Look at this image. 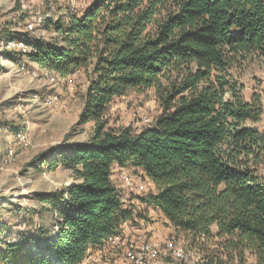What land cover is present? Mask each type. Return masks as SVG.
Returning <instances> with one entry per match:
<instances>
[{
    "label": "trees",
    "instance_id": "obj_1",
    "mask_svg": "<svg viewBox=\"0 0 264 264\" xmlns=\"http://www.w3.org/2000/svg\"><path fill=\"white\" fill-rule=\"evenodd\" d=\"M46 17L51 43L30 33L7 38L34 45L30 58L63 78L92 68L85 120L94 131L48 160L74 181L42 194L57 214L53 238L34 236L0 252L6 264H80L92 247L136 217L115 180L116 166L142 168L155 191L141 200L193 240L220 238L223 251L203 264H264L263 103L247 100L230 69L237 57H264V0H95L82 13ZM154 88L161 107L140 131L111 127L113 100ZM221 254L227 259H221Z\"/></svg>",
    "mask_w": 264,
    "mask_h": 264
},
{
    "label": "rangeland",
    "instance_id": "obj_2",
    "mask_svg": "<svg viewBox=\"0 0 264 264\" xmlns=\"http://www.w3.org/2000/svg\"><path fill=\"white\" fill-rule=\"evenodd\" d=\"M94 2L0 0V252L31 236L38 240L55 236L58 216L43 209L40 197L69 185L74 178L72 171L61 165L50 169L48 160L75 143L87 142L94 131V122L85 120L92 68L80 69L63 78L33 61L30 53L23 56L17 49L6 47L7 35L30 33L33 39L51 43L58 35L54 28L37 24V29L30 32L28 25L41 23L50 16L64 19L68 8L80 14ZM230 71L244 84L247 100L259 98L263 103L261 119L256 125L264 131V57L257 53L237 57ZM161 111L154 88L129 90L113 100L106 119L111 127L131 126L140 131L153 125ZM143 117L148 120L143 121ZM19 131L26 135L28 144L16 140ZM256 169L264 179V161ZM126 175L131 176L136 185L143 184L144 192L132 191ZM114 180L125 205L132 207L152 229L138 235L123 250L114 251L117 244L91 252V259L85 264H130L126 259L127 250L146 241L159 249L153 264H203L210 259L207 255H219L223 251L220 238L193 240L186 237L165 222L160 212L142 204L141 198L155 187L141 168L116 166ZM169 241L188 254V258L169 251ZM220 257L227 259L224 254ZM215 262L219 264L217 259ZM255 262V256L246 252V264ZM0 264L6 263L0 258ZM228 264H237V260L229 259Z\"/></svg>",
    "mask_w": 264,
    "mask_h": 264
},
{
    "label": "built area",
    "instance_id": "obj_3",
    "mask_svg": "<svg viewBox=\"0 0 264 264\" xmlns=\"http://www.w3.org/2000/svg\"><path fill=\"white\" fill-rule=\"evenodd\" d=\"M67 1H72V0H67ZM37 24L40 25V23H30L28 25V30L30 32L34 31L37 29ZM7 44L5 45L6 47L10 49H17L20 54L23 56H26L27 54L31 53L34 51L35 46L27 44L24 41H20L17 39H9L7 38ZM148 120L147 117H143V121ZM149 127L152 125H148ZM16 140L21 143V144H28V141H26V135L22 133V131H19L16 134ZM13 154V152H11ZM130 177V178H129ZM126 175V179L128 182V186H130L133 190H136L137 192H144L145 186L143 184L136 185L137 183L131 176ZM146 194V193H145ZM125 200V199H124ZM125 237V232L122 231L119 235L116 236H110L106 241L105 244L101 247V249L107 248V246L110 245H117L119 241H121ZM167 249L169 251H173L178 257L187 259L188 254H186L181 248H177L172 241H169L167 243ZM159 254V249L156 245L153 243H150L149 241L143 242L141 244H138L136 247L131 246L130 249L127 250L126 252V259L130 264H153L155 259L157 258ZM91 253H88L83 261L80 264H85L86 262L90 261L91 259Z\"/></svg>",
    "mask_w": 264,
    "mask_h": 264
},
{
    "label": "crops",
    "instance_id": "obj_4",
    "mask_svg": "<svg viewBox=\"0 0 264 264\" xmlns=\"http://www.w3.org/2000/svg\"><path fill=\"white\" fill-rule=\"evenodd\" d=\"M142 172H144L143 169H142ZM154 187H155V185H154ZM154 191H155V189H154ZM133 201L134 200H131L130 202H133ZM142 204H145V203L142 202ZM157 211L160 212L159 210H157ZM162 216H164V215L162 214ZM141 219L142 218H139L136 215V217H135V219L133 221H129V222H127V223L124 224L123 231L125 232V237L121 241L118 242V246L117 247H114V248H116V249H114V251H116L118 249L119 250H123L125 247H127V245L130 244L129 242H132L138 235H140V234H146V232H150L151 231V229H152L151 226L152 225L149 224V223H144V221L141 220ZM164 221L165 222H168L170 226L176 228L172 223H170V221L166 217H164ZM100 251H102L101 247H92L90 249V253L91 252L92 253H97V252H100Z\"/></svg>",
    "mask_w": 264,
    "mask_h": 264
}]
</instances>
